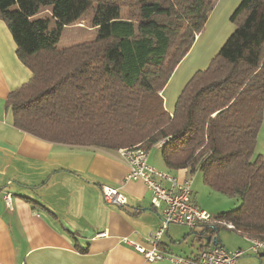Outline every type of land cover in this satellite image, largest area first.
I'll return each instance as SVG.
<instances>
[{
    "label": "trees",
    "instance_id": "obj_1",
    "mask_svg": "<svg viewBox=\"0 0 264 264\" xmlns=\"http://www.w3.org/2000/svg\"><path fill=\"white\" fill-rule=\"evenodd\" d=\"M216 2L0 0V20L31 71L5 105L17 129L45 141L105 151L158 145L168 170L198 171L208 188L239 200L216 218L264 238V155L253 158L264 115V0L238 2L232 32L171 111L162 96ZM92 7L95 39L58 48L63 27ZM221 227L203 225L197 239L219 245Z\"/></svg>",
    "mask_w": 264,
    "mask_h": 264
},
{
    "label": "crops",
    "instance_id": "obj_2",
    "mask_svg": "<svg viewBox=\"0 0 264 264\" xmlns=\"http://www.w3.org/2000/svg\"><path fill=\"white\" fill-rule=\"evenodd\" d=\"M239 1L217 0L204 31L165 86L162 96L169 111L188 78L208 65L232 32L229 16ZM30 77L0 20V264H177L167 259L147 261L122 241L128 237L146 244L163 215L162 207L152 206V192L142 180L126 179L128 165L116 151L53 143L14 126L5 100ZM259 136L264 138V115ZM148 161L159 170L167 169L161 153L155 157L149 151ZM167 172L179 181L189 178L186 169ZM103 184L117 188L127 203L105 202ZM4 193L11 194L12 209L5 205ZM191 199L204 209L192 194ZM205 209L214 215L221 212L210 206ZM202 228L168 224L160 238L162 250L183 257L196 255L205 243L197 239ZM241 237L240 244L226 247L218 235V244L231 252L244 250L249 241ZM263 255L258 261L245 250L237 264H263Z\"/></svg>",
    "mask_w": 264,
    "mask_h": 264
},
{
    "label": "built area",
    "instance_id": "obj_3",
    "mask_svg": "<svg viewBox=\"0 0 264 264\" xmlns=\"http://www.w3.org/2000/svg\"><path fill=\"white\" fill-rule=\"evenodd\" d=\"M120 159L128 165L126 179L142 180L152 192V206L162 207L163 222L153 235L146 240V244L124 237L122 241L141 253L147 261L167 259L177 264H237V258L245 250L231 252L221 245L208 246L194 256H177L160 249V238L168 224L177 223L195 228L199 225L218 224L234 229L231 223L216 218L213 214L200 208L191 199V181L189 178L182 181L167 171L152 166L148 161L149 151L140 145L121 148L116 151ZM105 202L116 205H125L126 196L117 188L103 184L100 187ZM5 205L12 209L10 193H4ZM249 249L257 255L264 254V238L247 237Z\"/></svg>",
    "mask_w": 264,
    "mask_h": 264
},
{
    "label": "rangeland",
    "instance_id": "obj_4",
    "mask_svg": "<svg viewBox=\"0 0 264 264\" xmlns=\"http://www.w3.org/2000/svg\"><path fill=\"white\" fill-rule=\"evenodd\" d=\"M94 13V7L88 9L81 17L80 21L71 25L64 26L59 37L57 47L64 48L78 43L86 42L95 39L97 36V28L91 26V19ZM125 14V12H124ZM155 157H159L161 149L158 145L150 150ZM258 155H264V138L259 136L254 148L253 158L255 159ZM165 170V169H164ZM167 171V169H166ZM191 181L192 198L204 209L206 207L217 208V210L228 211L239 206V200L236 197H231L216 191L211 190L202 181V175L200 172H195L189 175ZM209 212L208 209H205ZM210 213V212H209ZM176 224V225H175ZM181 224L171 223L172 228H185L189 230V226ZM221 241L227 246H234L240 244V240L243 239L237 235L233 230L221 227L219 230ZM182 237V236H181ZM181 239V238H180ZM248 239V238H247ZM249 241V240H248ZM250 242H247V247L243 249L248 252L250 256L258 258L257 254H254L250 249ZM264 264V255L261 257ZM259 261V260H258ZM250 264H253L252 261Z\"/></svg>",
    "mask_w": 264,
    "mask_h": 264
},
{
    "label": "water",
    "instance_id": "obj_5",
    "mask_svg": "<svg viewBox=\"0 0 264 264\" xmlns=\"http://www.w3.org/2000/svg\"><path fill=\"white\" fill-rule=\"evenodd\" d=\"M203 239H204L207 243H216V241H215V240H212L211 237H209V236H204Z\"/></svg>",
    "mask_w": 264,
    "mask_h": 264
}]
</instances>
